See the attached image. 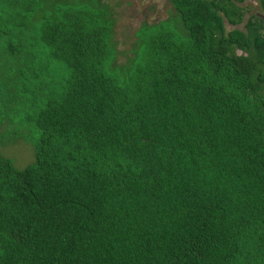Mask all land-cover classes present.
<instances>
[{"label":"trees","instance_id":"trees-1","mask_svg":"<svg viewBox=\"0 0 264 264\" xmlns=\"http://www.w3.org/2000/svg\"><path fill=\"white\" fill-rule=\"evenodd\" d=\"M169 1L0 0V264H264V0Z\"/></svg>","mask_w":264,"mask_h":264},{"label":"rangeland","instance_id":"rangeland-1","mask_svg":"<svg viewBox=\"0 0 264 264\" xmlns=\"http://www.w3.org/2000/svg\"><path fill=\"white\" fill-rule=\"evenodd\" d=\"M241 7L245 8L242 24L233 27L225 22L226 31L232 29L243 30L246 20L254 14H261L257 0H242ZM109 5L116 17L115 38L120 51L119 61H124V52L128 50L134 40V33L143 24L156 23L165 20L172 12L169 0H102ZM3 156L10 158L17 169H22L33 161L32 148L23 142L15 143L9 147L0 146Z\"/></svg>","mask_w":264,"mask_h":264}]
</instances>
